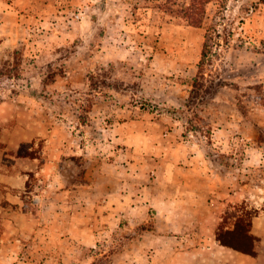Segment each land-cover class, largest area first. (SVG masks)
<instances>
[{
    "label": "rangeland",
    "instance_id": "374dc122",
    "mask_svg": "<svg viewBox=\"0 0 264 264\" xmlns=\"http://www.w3.org/2000/svg\"><path fill=\"white\" fill-rule=\"evenodd\" d=\"M189 2L0 0V144L9 152L6 126L36 121L65 154L64 199L103 205L87 223L94 241L53 243L48 262L29 263L149 264L140 242L156 230L154 214L121 203L111 214L108 195L114 183L125 193V175L163 176L166 163L223 179L219 201L240 194L217 236L250 251L252 219L264 216V0H211L199 27L180 13ZM206 43V80L194 86ZM44 142L19 154L39 155Z\"/></svg>",
    "mask_w": 264,
    "mask_h": 264
},
{
    "label": "crops",
    "instance_id": "0c3cea01",
    "mask_svg": "<svg viewBox=\"0 0 264 264\" xmlns=\"http://www.w3.org/2000/svg\"><path fill=\"white\" fill-rule=\"evenodd\" d=\"M20 121L6 126L4 138L8 135L3 143L9 152L0 144V264L48 262L54 253L53 243L69 244L76 239V244L84 245L94 241L96 237L90 234L87 223L91 217L93 222L98 220L103 208L94 197L86 201L81 196L77 204H68L64 195L73 183L60 168L65 154L47 139L50 130L44 131L36 121ZM36 139L45 141L39 155L21 156V144L35 146ZM84 155V148L73 154ZM171 167L168 163L163 166V176L159 171L155 176H143V170L140 175H125V193L116 192L114 183L108 195L111 214L121 210L120 203L130 215L154 214L156 230L140 242L151 249H142L141 258L146 257L149 264H264V216L252 219L250 251L224 245L217 237L222 213L229 203L240 201V194L219 201V192H225L223 179L197 176L190 169L175 173ZM86 202L92 205L91 212L86 211ZM138 222V217L131 218V227Z\"/></svg>",
    "mask_w": 264,
    "mask_h": 264
},
{
    "label": "trees",
    "instance_id": "16d2710c",
    "mask_svg": "<svg viewBox=\"0 0 264 264\" xmlns=\"http://www.w3.org/2000/svg\"><path fill=\"white\" fill-rule=\"evenodd\" d=\"M210 1L209 0H190L188 4L183 3L180 5V8H181L180 13L185 17L188 24L199 27L203 24V16L205 14V9H206L205 7ZM217 25L218 24L214 22L213 25L208 29V33L211 34L212 32H216ZM210 48H211L210 45L206 43L204 46L203 59L199 66L200 71H199L198 76L194 80V83H195L194 86L198 84L202 85V83L206 80L205 62L207 61V53H209ZM263 48H264V44H263ZM220 81H219V85H222V81L221 82ZM234 231L235 230L226 231L224 235L233 234ZM217 237H218V240L224 245H229L240 251H245V249H242L238 247L237 245L233 244V242L230 241V239L226 240V237H224L223 235L219 234ZM248 237L252 241V238L250 237L249 234H248Z\"/></svg>",
    "mask_w": 264,
    "mask_h": 264
}]
</instances>
